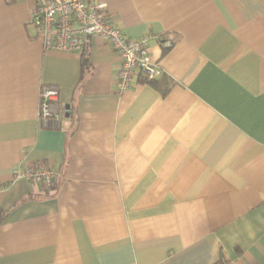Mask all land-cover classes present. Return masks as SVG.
Instances as JSON below:
<instances>
[{"label": "crops", "instance_id": "0c3cea01", "mask_svg": "<svg viewBox=\"0 0 264 264\" xmlns=\"http://www.w3.org/2000/svg\"><path fill=\"white\" fill-rule=\"evenodd\" d=\"M39 1L0 0V264H264V0H97L152 35L161 75L123 90L103 38L43 50Z\"/></svg>", "mask_w": 264, "mask_h": 264}, {"label": "built area", "instance_id": "2783aa9c", "mask_svg": "<svg viewBox=\"0 0 264 264\" xmlns=\"http://www.w3.org/2000/svg\"><path fill=\"white\" fill-rule=\"evenodd\" d=\"M104 7L105 3L97 0H40L31 11L29 22L45 51L80 53L85 49L89 37L106 40L120 59L116 73L118 90L129 89L138 77L145 81L155 80L162 70L152 60L149 52L152 35L137 38L125 35L101 16L100 11ZM164 44L167 47L171 45L169 41ZM37 99L38 125L44 129L61 127L58 89L41 85ZM13 177L50 187L55 173L47 167H16Z\"/></svg>", "mask_w": 264, "mask_h": 264}, {"label": "trees", "instance_id": "16d2710c", "mask_svg": "<svg viewBox=\"0 0 264 264\" xmlns=\"http://www.w3.org/2000/svg\"><path fill=\"white\" fill-rule=\"evenodd\" d=\"M80 53H83V50ZM81 55H84V54H81ZM85 63H86V58L82 57V65H84Z\"/></svg>", "mask_w": 264, "mask_h": 264}]
</instances>
